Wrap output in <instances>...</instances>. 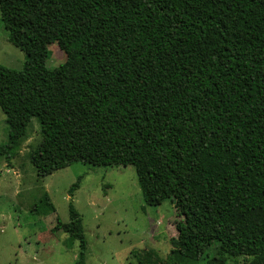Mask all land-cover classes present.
Segmentation results:
<instances>
[{
  "label": "trees",
  "instance_id": "16d2710c",
  "mask_svg": "<svg viewBox=\"0 0 264 264\" xmlns=\"http://www.w3.org/2000/svg\"><path fill=\"white\" fill-rule=\"evenodd\" d=\"M0 21L24 54L0 64L1 158L33 117L37 176L132 165L144 204L172 205L171 264H264V0H0Z\"/></svg>",
  "mask_w": 264,
  "mask_h": 264
},
{
  "label": "rangeland",
  "instance_id": "374dc122",
  "mask_svg": "<svg viewBox=\"0 0 264 264\" xmlns=\"http://www.w3.org/2000/svg\"><path fill=\"white\" fill-rule=\"evenodd\" d=\"M23 60L0 21V64L19 69ZM63 60L58 46L49 44L44 65L51 69ZM6 135L0 110V143ZM38 140L32 117L16 155L9 161L0 157V264H72L80 238L85 241L84 264H138L146 252L150 260L159 259L157 264H171L167 252L177 247L174 221L180 217L167 200L144 204L132 165L72 162L40 177L28 156ZM44 193L53 211L42 205ZM68 201L77 213L74 220L68 217ZM247 259L235 260L243 264ZM233 261L226 256L223 264Z\"/></svg>",
  "mask_w": 264,
  "mask_h": 264
}]
</instances>
